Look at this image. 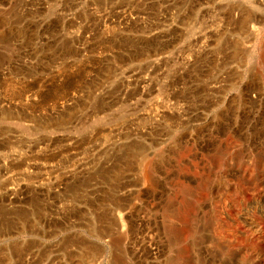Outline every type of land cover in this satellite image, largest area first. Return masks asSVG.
<instances>
[{
  "label": "rangeland",
  "instance_id": "obj_1",
  "mask_svg": "<svg viewBox=\"0 0 264 264\" xmlns=\"http://www.w3.org/2000/svg\"><path fill=\"white\" fill-rule=\"evenodd\" d=\"M0 264H264V0H0Z\"/></svg>",
  "mask_w": 264,
  "mask_h": 264
},
{
  "label": "bare ground",
  "instance_id": "obj_2",
  "mask_svg": "<svg viewBox=\"0 0 264 264\" xmlns=\"http://www.w3.org/2000/svg\"><path fill=\"white\" fill-rule=\"evenodd\" d=\"M257 227V226H256Z\"/></svg>",
  "mask_w": 264,
  "mask_h": 264
}]
</instances>
